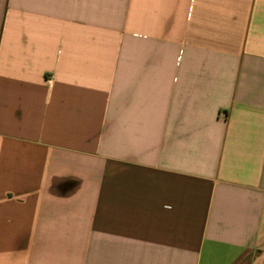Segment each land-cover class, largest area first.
<instances>
[{
	"label": "crops",
	"instance_id": "0c3cea01",
	"mask_svg": "<svg viewBox=\"0 0 264 264\" xmlns=\"http://www.w3.org/2000/svg\"><path fill=\"white\" fill-rule=\"evenodd\" d=\"M0 264H264V0H0Z\"/></svg>",
	"mask_w": 264,
	"mask_h": 264
}]
</instances>
